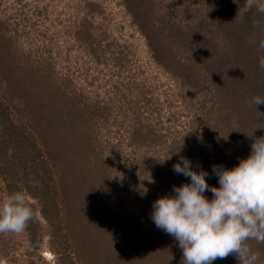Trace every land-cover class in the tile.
I'll return each instance as SVG.
<instances>
[{
    "label": "rangeland",
    "instance_id": "obj_1",
    "mask_svg": "<svg viewBox=\"0 0 264 264\" xmlns=\"http://www.w3.org/2000/svg\"><path fill=\"white\" fill-rule=\"evenodd\" d=\"M132 5L0 0V99L42 161L25 164L15 148L0 145L43 238L33 251L27 229L0 235V256L12 264H118L116 247L127 233L141 238L136 223L182 182L171 170L175 151L219 187L212 166H236L251 151L248 139L264 136V104L250 103L264 94V70L241 71L250 55L264 56V12L252 10L249 33L231 5L215 12L210 0ZM236 42L245 47L235 56ZM246 122L247 139L234 143ZM41 191L59 210L62 236L41 212L34 195ZM8 195L0 175V201ZM121 247L127 254V244ZM254 247L264 255V245Z\"/></svg>",
    "mask_w": 264,
    "mask_h": 264
},
{
    "label": "clouds",
    "instance_id": "obj_2",
    "mask_svg": "<svg viewBox=\"0 0 264 264\" xmlns=\"http://www.w3.org/2000/svg\"><path fill=\"white\" fill-rule=\"evenodd\" d=\"M234 2L239 5L237 0ZM254 8L264 12V5L258 0H244L235 19L243 23ZM259 49L264 50V40ZM258 69L264 70V56L258 59ZM250 103L264 104V98L255 96ZM250 148V154L232 168L212 166L219 187L209 185V173L203 168L195 170L192 161L180 155V148L175 151L179 161L172 170L190 178V182L173 186L174 194L156 199L150 218L158 229L178 242L182 264H213L230 255L237 264H264V255L254 247L264 245V136L253 137ZM167 159L171 155L161 162ZM38 186L34 180L33 187ZM206 191L212 193L211 199L205 196ZM35 217L25 192L9 194L0 201V235L22 234ZM0 264L12 261L0 256Z\"/></svg>",
    "mask_w": 264,
    "mask_h": 264
},
{
    "label": "trees",
    "instance_id": "obj_3",
    "mask_svg": "<svg viewBox=\"0 0 264 264\" xmlns=\"http://www.w3.org/2000/svg\"><path fill=\"white\" fill-rule=\"evenodd\" d=\"M212 3V7L215 11H218L219 7H222V10L224 9V5H231L235 10L238 12V7L240 5L241 8L244 6V0H237L239 5L234 2V0H210ZM127 7H130L132 9V0H125ZM134 15H136L135 12H133ZM257 20V16L250 12L244 17V24L246 27H248L249 33L253 30V23ZM239 21V20H238ZM254 29L257 31L258 28L254 27ZM154 36V34H152ZM158 41H150V45L152 48L157 52L158 58L163 59L166 58L164 47H162ZM236 46V53L235 56L240 54L243 50L241 46L237 45V42L234 44ZM246 60L252 61L251 64H247L243 68H241V71L246 74H249L247 71L250 70H256L258 68V61L254 59V56L250 55ZM162 61V60H161ZM164 64V61H162ZM173 65V62H171ZM170 65V64H169ZM174 66V65H173ZM249 68V69H248ZM239 71V72H241ZM180 72V71H179ZM254 73V72H253ZM259 73V69H258ZM241 74V73H240ZM239 77V76H238ZM262 85L264 87V74L261 77ZM224 90V89H223ZM225 91V90H224ZM260 97L264 98V94ZM263 108V107H262ZM263 110V109H262ZM264 111V110H263ZM258 119V118H257ZM253 122L251 120L249 124ZM235 127V126H234ZM244 127L242 128V131H240V134L235 136L233 138L234 143H241L242 140L247 139V136L245 134V130L247 129V122L244 123V125L240 126ZM239 138V140H238ZM238 140V141H237ZM240 141V142H239ZM253 142V138L248 139V144ZM247 144V145H248ZM0 145H5L8 147L15 148L16 151L20 153L21 158L27 163H33L32 165L34 167L40 166V163L42 162L40 160V150L38 149L37 145L34 142V139H32L29 135H27L22 128L16 126L14 122L11 120V115L9 112V109L2 100L0 99ZM249 146V145H248ZM250 148V147H249ZM24 149V150H22ZM32 152L35 156L33 158H30L27 154ZM250 152L248 153V155ZM217 155V153H216ZM213 155L210 154L208 156V162H211ZM172 170V168H171ZM0 175H2L7 182L9 194L22 191L21 187L17 185V181L15 180V172L13 171L12 167L9 166L7 162V155L6 153H3V150L0 153ZM182 182L179 185H176L174 182L172 185L174 186H180L184 183L190 182V179H183V175H179ZM173 188L170 187V191ZM30 192V191H29ZM31 193L32 190H31ZM34 195L38 198H40V203H43L41 212L43 216L46 218L48 223L51 225L52 230L54 232V236H62V229H61V221L59 219V210L53 201V199L50 200V204L48 205V202L45 201V195L44 191H41L40 193H34ZM36 218V217H35ZM35 222V219L31 221L27 227L28 232L30 233V244L33 248V251L37 250L42 242V235L38 233L37 227L38 223L36 225H33ZM138 227V232H141L142 236L141 238L130 235L127 233L125 236V239L119 244L116 248L117 251L115 253V260H117L118 264H182V250L178 246V242L174 240L173 237L165 233L163 230L158 229L151 218L143 219L142 221H138V224L136 223ZM139 236V235H138ZM146 236V238L144 237ZM63 237H65L63 235ZM162 240V242L160 241ZM127 244V254L124 253L122 250L123 248L121 245ZM230 258H234V256L230 255L226 259H217L213 262V264H233L234 262H230ZM133 259V260H132ZM113 260V259H112ZM135 261V263H134Z\"/></svg>",
    "mask_w": 264,
    "mask_h": 264
}]
</instances>
